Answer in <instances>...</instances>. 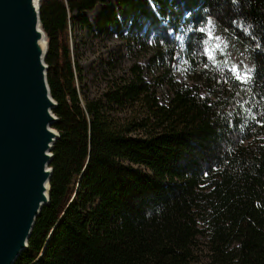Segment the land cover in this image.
<instances>
[{"label": "trees", "instance_id": "obj_1", "mask_svg": "<svg viewBox=\"0 0 264 264\" xmlns=\"http://www.w3.org/2000/svg\"><path fill=\"white\" fill-rule=\"evenodd\" d=\"M102 1L41 0L60 137L16 264L46 244L38 264H191L201 237L209 264H264V0H116L103 24L149 56L165 104L139 64L96 98L81 89L69 30L91 32ZM177 35L190 85L173 76Z\"/></svg>", "mask_w": 264, "mask_h": 264}, {"label": "water", "instance_id": "obj_2", "mask_svg": "<svg viewBox=\"0 0 264 264\" xmlns=\"http://www.w3.org/2000/svg\"><path fill=\"white\" fill-rule=\"evenodd\" d=\"M40 8L41 0H0V264H16L28 250L37 220L50 205L60 135Z\"/></svg>", "mask_w": 264, "mask_h": 264}, {"label": "rangeland", "instance_id": "obj_3", "mask_svg": "<svg viewBox=\"0 0 264 264\" xmlns=\"http://www.w3.org/2000/svg\"><path fill=\"white\" fill-rule=\"evenodd\" d=\"M116 10V0H103L93 11L87 12L86 18L92 31L74 26L71 23L69 37L74 57L81 67V89L91 98L100 96L107 86L115 79L125 77L134 64L143 69L144 78L154 87L158 100L165 104L171 97L169 87L155 82L157 73L149 66V56L141 51L139 45L132 44L130 49L124 40L110 33V28L103 24L102 19ZM180 41L179 53L173 65V76L182 84H192V72L185 58L182 35H177ZM264 139V137H263ZM191 264H209L206 240L200 238L195 248V260Z\"/></svg>", "mask_w": 264, "mask_h": 264}, {"label": "snow or ice", "instance_id": "obj_4", "mask_svg": "<svg viewBox=\"0 0 264 264\" xmlns=\"http://www.w3.org/2000/svg\"><path fill=\"white\" fill-rule=\"evenodd\" d=\"M209 36H211V34L209 33Z\"/></svg>", "mask_w": 264, "mask_h": 264}]
</instances>
